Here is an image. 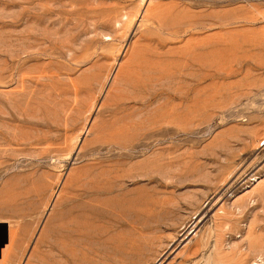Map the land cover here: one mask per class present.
Here are the masks:
<instances>
[{
    "label": "rangeland",
    "instance_id": "374dc122",
    "mask_svg": "<svg viewBox=\"0 0 264 264\" xmlns=\"http://www.w3.org/2000/svg\"><path fill=\"white\" fill-rule=\"evenodd\" d=\"M263 190L264 0H0V264H262Z\"/></svg>",
    "mask_w": 264,
    "mask_h": 264
},
{
    "label": "bare ground",
    "instance_id": "6f19581e",
    "mask_svg": "<svg viewBox=\"0 0 264 264\" xmlns=\"http://www.w3.org/2000/svg\"><path fill=\"white\" fill-rule=\"evenodd\" d=\"M261 193H262V191H261ZM66 224L67 225L64 224L62 227L60 226L61 228L58 231L55 239L49 244V246H48V253H47V255H48L49 258L52 257L53 255H55V253L61 255L62 257H64L66 255L65 253H67L66 247L64 245V240L67 237H73L77 233L78 227H77L76 222L74 220L72 222L66 223ZM50 261L51 260H46V261H44V264H54L53 262H50ZM68 263H69V261H68ZM255 264H259V263H255ZM262 264H264V263H262Z\"/></svg>",
    "mask_w": 264,
    "mask_h": 264
}]
</instances>
